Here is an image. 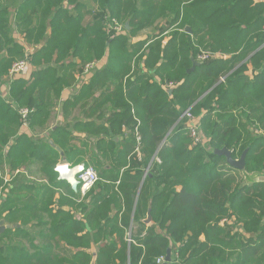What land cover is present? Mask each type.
Instances as JSON below:
<instances>
[{
	"label": "trees",
	"instance_id": "trees-1",
	"mask_svg": "<svg viewBox=\"0 0 264 264\" xmlns=\"http://www.w3.org/2000/svg\"><path fill=\"white\" fill-rule=\"evenodd\" d=\"M90 2L0 0V172H11L6 182L0 177V219L14 225L0 234V264H90L91 245L95 264H158L167 249L170 264H264V182L244 183L241 170L213 152L226 148L235 159L247 149L245 171H264V132L254 135V126L264 131V0ZM112 19L124 33L109 31ZM146 28L153 32L134 40ZM200 51L219 56L198 60ZM24 52L29 76L6 79ZM103 57L81 82L84 65ZM69 86L78 92L61 100ZM58 103L65 113L86 104L84 116L107 122L94 128L85 162L104 190L93 186L77 204L83 222L50 207L62 127L50 130L52 144L18 135V109L29 110L26 125L43 127ZM186 109L199 117L206 145H190ZM30 147L45 174L41 182L17 171H27ZM63 150L69 159L73 150ZM106 180H118L112 194ZM222 219L232 222L221 226ZM78 246L86 251L69 248Z\"/></svg>",
	"mask_w": 264,
	"mask_h": 264
},
{
	"label": "crops",
	"instance_id": "crops-1",
	"mask_svg": "<svg viewBox=\"0 0 264 264\" xmlns=\"http://www.w3.org/2000/svg\"><path fill=\"white\" fill-rule=\"evenodd\" d=\"M81 1L84 2L85 4H87L88 7L91 6V4H88L89 1L88 2H87V0H81ZM64 7L67 8L69 6L64 4ZM124 25L125 24H123V26ZM152 32H153V28H150V29L146 28V29L142 30L140 33H138L137 36L134 38V40L144 39L148 35H150ZM164 41H167V37L164 38ZM36 47H40V46L38 45ZM29 51H30V49L27 50L26 52H29ZM224 58H227V56H224ZM105 61H106V58L103 57L102 59H100V61L96 65H94V67L98 69L100 66H102L105 63ZM250 69L251 68H248L247 74L251 73ZM4 88L5 87H2L1 90L4 91L3 90ZM77 92H78V90L74 89V87H71V86H69L67 88H63V90L61 92L60 99L61 100L69 99V98L75 96ZM94 95L97 96L98 93L96 92ZM86 110H88L87 105L86 104H82V105H78L77 107H74V108L70 109L69 111H67L65 113L64 111H62L61 104L58 103L57 106L54 109V113L52 114L53 118H51L49 121H47L45 126H43V127L42 126L41 127H38V126L32 127L31 126L30 127L29 124H27V125L21 124L19 126V128H18V135L19 134L26 135L30 139V141H32L33 143H36L37 141L49 140V143L52 144V139L49 138L50 137V130L51 129H55L57 126L62 127V130H60V133H59L58 137L55 138V140L63 141L64 137L66 139L63 141L64 144H61L60 146L57 145L55 147V149L58 151V158L56 160L55 165L63 163V164H67L69 167H72V168H75L77 165H85V162L88 159V156H91V154H92V150L90 151V149H93V143L92 142L96 140V137L94 138V135L92 134L93 131L95 132L94 128L96 126L100 125V123H102L104 125H107V122L105 120H103V119L102 120L95 119V118L94 119H89L88 117L84 116ZM108 115L109 114H106V116H108ZM81 117H82V119L79 121V124L78 123L75 124L74 123L75 120L78 119V118H81ZM197 118H199V117H197ZM85 123H88L89 125H86ZM122 132H123L122 136H126L128 134V129H127L126 126H122ZM261 132L262 131L259 130L258 132H255L254 135H256V136L260 135ZM134 135H135V139H136V132L135 131H134ZM101 137H104V135H102V134L98 135V138L101 139ZM114 138H115L114 140H118V139L121 138V136L118 137V138L117 137H114ZM83 142H86V145H84ZM12 143H13V140H10V142L4 148V152L9 149V146ZM64 147L73 150V154H71L69 159L64 155V150H63ZM136 148H137V140H136ZM136 148H135V150H136ZM31 151L34 152V149L32 147H30V149H29V154H28V157H29L28 164L29 165H28L27 171L23 167H21L20 170H17V171H20V172L24 173L26 175V177L28 179H30V180H35L37 182H41V181L46 179L45 178V174L43 172H41L40 164H38L37 161L35 160V156L31 155V153H30ZM239 157L240 156H237L235 159H238ZM49 160H50L49 163H51L52 158L49 159ZM88 165H91V164H88ZM85 166H87V165H85ZM105 168L106 169H110V166L109 165H105ZM52 170L54 171V167H53ZM17 171L13 172V175ZM74 171H75V169L73 170V172ZM146 171H147V168L144 171V174H143L144 176L146 175ZM70 172L69 171L66 172V175L68 176V174ZM243 172L246 173L245 169L240 171V173L242 175H243ZM10 173L11 172L8 171V169H6L5 167L0 172V177L3 179V182H6L7 180L10 179ZM251 173H253V171L250 172L249 174H251ZM143 175H142V178H141V183L144 180ZM56 176H57V180L56 181H58V184L53 187L54 195L52 197V202L50 203V207L52 208L53 213H55V211L58 208H60L63 211L70 212L73 215L72 217L74 219H77V220L83 222L84 221V217H83V214H82L81 210L79 208H77V204L79 203V201L83 198V196L87 192L85 194H81V192L79 190V186H77L76 190H73L71 185H70L71 181L73 180L72 178H70L68 180L59 179L57 173H56ZM259 176H257L256 179L259 178ZM105 183L108 185V188H110V191H111L110 193L112 194V192L115 191V187L118 184V180L115 183H113V184H112V182H109L107 180L104 181V184ZM112 185H113L114 189L112 188ZM140 187H141V184L139 185V189H138L137 194H136L135 204H136V200H137V196H138ZM70 190L72 191V193H70ZM97 190L98 191H103L104 190V185H98L97 184L96 187H95V191H97ZM69 199H73L72 205L70 203H68ZM117 199L119 200V203L121 201V204H120L121 210L119 212V214L121 216V214L124 211L125 207H124V203L122 201L121 196L120 197L118 196ZM58 200L61 201V203H59V205H58ZM85 201L88 202L87 198L85 199ZM135 204H134V207H135ZM133 210H134V208H133ZM109 215H110V217H112V211L110 212ZM132 216H133V212L130 214V218H131L130 219L131 220L130 225L132 224V220H133ZM47 218H48V216L45 215L43 217V220L47 221L48 220ZM59 220L61 221V219H59ZM0 226L3 227L0 230V234L3 231H5L6 229H10V228L14 227V225H11V224H8L7 222H4L3 218L0 219ZM8 226H10V227H8ZM38 240L39 239L37 238V235H36L35 238H34V243L38 244ZM69 248H71L72 252H77V253L86 251L81 246L69 247ZM89 249H90L89 252L92 253V258H91L90 264H91L92 261H94V264H95V259L96 258H95L94 254L97 251V246L91 245V247ZM55 251H56V249H55Z\"/></svg>",
	"mask_w": 264,
	"mask_h": 264
},
{
	"label": "built area",
	"instance_id": "built-area-1",
	"mask_svg": "<svg viewBox=\"0 0 264 264\" xmlns=\"http://www.w3.org/2000/svg\"><path fill=\"white\" fill-rule=\"evenodd\" d=\"M111 26H109L110 29H112V32L116 35V34H120L123 27L122 25H120L118 22H116L114 19H112L111 21ZM109 29V31H110ZM262 29L264 31V25L262 26ZM212 54H208V53H202V55L198 56L199 60H205L209 57H211ZM94 65H96V63H88L85 64L81 73L78 75L79 80L81 82L86 81L90 75L91 72L94 70ZM31 72V68L29 66V61H28V57L24 60L21 61H17L15 63L12 64V66L10 67L8 76L10 80H13L15 78L18 77H25L27 78L29 76ZM172 84L169 83L168 86H171ZM29 110L26 108H22V109H18V114L20 115L21 119H22V124L26 125V116L28 114ZM183 116H186L188 118V126L187 129L190 132V136L192 137V139L196 142V144H200L203 145L206 140L201 139L199 132H198V125L195 122L194 118L192 117V115L190 114L189 110H186L183 113ZM136 132V140L137 143H139V136ZM135 153L137 155V157H140V152L138 150V147L135 150ZM156 161L159 162L158 158H155ZM74 171L73 176L71 177L72 179H75L78 181V186H79V190L81 192V194H85L86 192H88L94 185L95 183L98 181L99 177L97 175L96 170L94 169L93 166L91 165H77L75 168L69 167L67 164H57L54 166V171L57 173L58 178L59 179H66L67 175H62V172L66 173V172H70V171ZM232 221L230 219H222L220 220L219 224L221 226L226 225L228 223H231ZM129 240V239H128ZM164 261L163 257H159L157 259V263L160 264Z\"/></svg>",
	"mask_w": 264,
	"mask_h": 264
},
{
	"label": "water",
	"instance_id": "water-1",
	"mask_svg": "<svg viewBox=\"0 0 264 264\" xmlns=\"http://www.w3.org/2000/svg\"><path fill=\"white\" fill-rule=\"evenodd\" d=\"M128 24L125 23V28H127ZM185 31L190 33V28L188 26L185 27ZM197 64V62H193L192 63V67L190 69L187 70V72H191L194 70V66ZM168 92L171 93V88L168 89ZM213 152L217 155H220V156H224L225 159H226V162L229 166L233 167V168H236V169H239V170H244V166H245V156H246V153H247V149H245L240 157L238 159H233L232 156H231V153L230 151H228L226 148H222V149H214ZM260 175V176H259ZM259 176V178L256 179V177ZM143 177H145L143 175ZM243 177H244V183H251L252 181H259V182H264V171L262 172H253L251 174H247L245 172H243ZM78 181L73 179L71 181V187L73 190H76L77 186H78ZM147 222L150 221V215H149V212H148V216H147V219H146ZM2 222V221H1ZM10 227V226H8ZM3 227L0 226V230L2 229ZM171 252H170V249H167L166 251V255H165V259L162 263L160 264H170L171 262ZM91 264H94V261L91 262Z\"/></svg>",
	"mask_w": 264,
	"mask_h": 264
},
{
	"label": "rangeland",
	"instance_id": "rangeland-1",
	"mask_svg": "<svg viewBox=\"0 0 264 264\" xmlns=\"http://www.w3.org/2000/svg\"><path fill=\"white\" fill-rule=\"evenodd\" d=\"M90 2V0H87V2ZM89 2H88V4H89ZM64 4H66L67 5V2L66 1H64V3H63V5ZM69 7H71L72 8V6H69ZM118 22H120V21H118ZM121 23V22H120ZM111 24V22H109V26H111L110 25ZM110 31L112 32V29H110ZM121 33H124V31H123V29H122V31H121ZM140 33V32H139ZM112 34H114L113 32H112ZM115 35V34H114ZM165 37V36H164ZM163 42H165V41H163ZM35 47H36V45H34ZM33 47V46H32ZM31 47V45H28L26 48H25V51H27V50H29V49H31L32 48ZM202 53H207V52H204V51H200L199 52V55H202ZM209 54V53H208ZM198 55V56H199ZM198 56H197V58H198ZM217 56H219L218 54H213L212 53V56L211 57H209V58H207V59H213V58H215V57H217ZM27 58V54L24 52V54L22 55V57H20V58H16V59H14L13 61H12V63H11V65H10V67L12 66V64L13 63H15V62H17V61H21V60H24V59H26ZM207 59H205V60H207ZM98 62H96V64H97ZM10 67L8 68V72H7V75H6V79H7V77H8V73H9V70H10ZM31 68V67H30ZM96 69L97 68H94V70L91 72V75L90 76H92L93 74H94V72L96 71ZM223 77H220V80L221 81H223ZM172 86V85H171ZM167 87H170V86H168L167 85ZM64 88H67V87H64ZM186 110H189V112H190V109H186ZM185 110V111H186ZM184 111V112H185ZM183 112V113H184ZM183 113H182V118H184L185 120H186V126H188V118L186 117V116H183ZM190 114L192 115V117L194 118V120H195V122L197 123V125H198V132H199V135H200V137H201V139H203V140H205L204 139V134L201 132V130H200V127H199V122H198V118L197 117H195L194 116V114H192V112H190ZM259 131V128H256L255 126H254V133L255 132H258ZM262 132H264V131H262ZM188 133H189V136H190V132H189V130H188ZM261 134V133H260ZM190 138H191V144L190 145H200V144H196V142L192 139V137L190 136ZM206 143V142H205ZM203 144V145H206V144ZM203 145H201V146H203ZM236 151H237V153H238V151L239 150H237L236 149ZM238 156H240L239 154H238ZM253 172H255V171H253ZM246 173H250V172H246ZM243 176V175H242ZM244 179V178H243ZM20 240V243H23V246L25 247V248H29V245H28V240L27 239H25V238H22V239H19Z\"/></svg>",
	"mask_w": 264,
	"mask_h": 264
},
{
	"label": "bare ground",
	"instance_id": "bare-ground-1",
	"mask_svg": "<svg viewBox=\"0 0 264 264\" xmlns=\"http://www.w3.org/2000/svg\"><path fill=\"white\" fill-rule=\"evenodd\" d=\"M73 171H71L69 174H68V176H67V178L68 179H70L72 176H73ZM66 173H64V172H62V175H65Z\"/></svg>",
	"mask_w": 264,
	"mask_h": 264
},
{
	"label": "flooded vegetation",
	"instance_id": "flooded-vegetation-1",
	"mask_svg": "<svg viewBox=\"0 0 264 264\" xmlns=\"http://www.w3.org/2000/svg\"><path fill=\"white\" fill-rule=\"evenodd\" d=\"M249 184V183H248Z\"/></svg>",
	"mask_w": 264,
	"mask_h": 264
}]
</instances>
